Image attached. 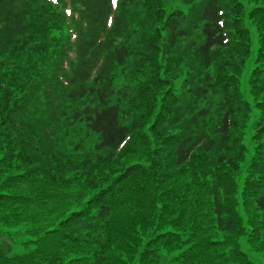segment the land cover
Listing matches in <instances>:
<instances>
[{"label":"trees","instance_id":"1","mask_svg":"<svg viewBox=\"0 0 264 264\" xmlns=\"http://www.w3.org/2000/svg\"><path fill=\"white\" fill-rule=\"evenodd\" d=\"M188 84L196 119L167 98ZM51 107L82 111L93 145L58 153ZM67 175L78 187L57 192ZM0 228L36 244L20 256L0 241V264H254L241 241L264 253V0H0ZM50 236L62 250L40 262Z\"/></svg>","mask_w":264,"mask_h":264},{"label":"rangeland","instance_id":"2","mask_svg":"<svg viewBox=\"0 0 264 264\" xmlns=\"http://www.w3.org/2000/svg\"><path fill=\"white\" fill-rule=\"evenodd\" d=\"M254 55H255V51L253 52V55H252L250 61L253 60ZM246 76H247V73H245L244 76H243V81H244L245 84H246ZM246 85H247V84H246ZM246 85L243 86L244 91H247V86H246ZM0 240H1V239H0ZM2 240H3V239H2ZM243 245H244V249H245V251L248 253V255L250 256V258H251L254 262L260 264V262H261V254H262V253L257 252V251H254L252 248L249 247V245H248L246 242H244ZM9 249H10V248H8V250H9ZM165 264H169V263H165Z\"/></svg>","mask_w":264,"mask_h":264},{"label":"snow or ice","instance_id":"3","mask_svg":"<svg viewBox=\"0 0 264 264\" xmlns=\"http://www.w3.org/2000/svg\"><path fill=\"white\" fill-rule=\"evenodd\" d=\"M56 2H57V0H52V3H53V4H55ZM108 3H109V5H110V8H111L113 11H115L116 8H117V5H118V0H108ZM189 7H191V5H189ZM65 12H66V14H68V15L71 14L70 9H66ZM112 22H113V21H112V17H108V18L106 19V23H107L109 26L112 25ZM219 22H220V23H223L222 20L219 21ZM260 264H264V253L261 254V262H260Z\"/></svg>","mask_w":264,"mask_h":264}]
</instances>
